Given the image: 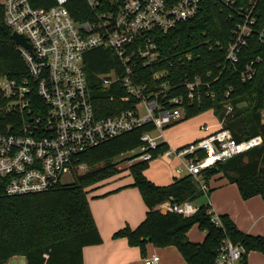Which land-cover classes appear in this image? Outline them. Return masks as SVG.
<instances>
[{
    "label": "built area",
    "instance_id": "built-area-1",
    "mask_svg": "<svg viewBox=\"0 0 264 264\" xmlns=\"http://www.w3.org/2000/svg\"><path fill=\"white\" fill-rule=\"evenodd\" d=\"M85 1L87 17L76 21L68 0H54L49 8L34 7L30 0H0L6 25L31 46L15 43L27 68L26 77L0 76V189L7 195L42 193L63 185L64 175L75 177L89 169L82 161L88 149L146 125L152 129L141 134L139 145L121 155L131 153L132 161L137 162L177 159L176 175H191L205 193L206 169L263 143L260 135L237 141L221 121L215 130L201 125L206 134L179 147H172L166 137V130L185 118L189 105L208 97L209 83L208 74L169 78L167 66L173 62H167L155 32L168 31L195 17L202 8L201 0ZM218 1L231 14L239 15L220 64L223 72L236 67L243 47L256 32V2L244 7L235 0ZM257 34L264 42V28ZM96 48L112 50L118 61L111 70L97 75L103 88L123 92L119 99L130 105L115 115L98 117L91 99L85 55ZM178 48L176 43L169 49L171 58L178 62L192 59L191 52ZM260 60L245 65L240 72L242 81L254 78ZM154 65L161 68L149 83L141 66ZM232 110L226 104V113ZM163 145L167 148L161 151ZM206 204L220 224L211 204ZM199 207L190 200L170 199L157 205L162 212L184 217L193 216ZM245 252L243 244L226 240L215 264H236ZM143 261L159 264L160 257L144 256Z\"/></svg>",
    "mask_w": 264,
    "mask_h": 264
},
{
    "label": "trees",
    "instance_id": "trees-1",
    "mask_svg": "<svg viewBox=\"0 0 264 264\" xmlns=\"http://www.w3.org/2000/svg\"><path fill=\"white\" fill-rule=\"evenodd\" d=\"M30 1L34 7L54 5V0ZM235 1L237 6L244 7L251 1L256 2V32L243 47L236 67L222 72L220 64L225 59L239 15L231 14L218 0H201L202 8L195 17L168 31H156L155 35L163 53L168 55L167 62H173L171 67L166 64L169 78H194L208 74V97L204 95L189 105L185 118L180 122L213 111L237 141L257 135L263 138L261 145L206 169L203 174L205 183L222 173L228 181L237 184L243 199L256 195L264 198V42L257 34L264 28V0ZM67 7L76 21L86 19L88 6L85 0H68ZM12 33L5 23L4 7L0 3V76L22 79L28 72ZM176 43L182 52L184 49L191 52L192 59L178 62L171 58L169 49ZM258 58L261 60L256 64L254 78L242 81L241 70ZM117 64L115 54L109 49L96 48L85 55L91 99L98 117L115 115L130 106L119 99L123 92L116 91L114 87L103 88L97 77ZM160 68L158 65L141 66L149 83ZM211 93H214L213 97ZM226 104L233 106L230 113H226ZM151 129L146 125L88 149L82 155V161L89 169L76 175L71 184L59 185L42 193L15 196H9L0 189V264L18 255L24 256L27 264H84V247L102 242L90 208L89 187L118 172L114 160L137 147L141 134ZM166 148L163 145L160 150ZM149 166L150 162L144 161L130 166L134 177L132 186L140 190L147 206L146 217L135 228L125 226L119 229L114 237H126L129 244L140 247L142 253L148 243L158 247L174 246L188 264H215L219 249L226 240L244 245L246 252L242 264L247 262L249 252L264 253L263 235L243 232L228 214L220 215V224H217L207 204H201L191 217L157 209L164 200L195 202L205 192L191 175L175 178L168 185H157L145 174ZM211 191L209 189L207 193ZM195 225L206 231L201 243L188 237V232Z\"/></svg>",
    "mask_w": 264,
    "mask_h": 264
},
{
    "label": "crops",
    "instance_id": "crops-1",
    "mask_svg": "<svg viewBox=\"0 0 264 264\" xmlns=\"http://www.w3.org/2000/svg\"><path fill=\"white\" fill-rule=\"evenodd\" d=\"M202 114H204V120L196 128L187 127L183 121L166 130V137L172 147H179L205 135L206 132L201 129L203 124L210 125L211 130H215L220 126L221 122L213 111ZM159 159L152 162H157ZM166 160L171 163V168L166 165H156L154 173H149L151 170L150 165L145 171L146 176L157 185H168L175 178H180L175 173L179 160ZM132 183L120 182L117 186L115 184V188L97 195L98 199L89 200L102 242L84 247V264H145L143 257L152 255L160 257L159 264H188L174 246L158 247L148 243L145 252L142 253L140 247L130 245L126 237H114V233L119 229L125 226L135 228L146 217L147 206L140 190L132 186ZM209 189H212V191L208 193L207 203L211 204L216 215L228 214L243 232L264 236L263 197L256 195L249 199H243L237 184L228 181L222 173L210 178L208 182ZM205 236L206 231L202 229L188 232L189 239L196 243H201ZM236 264H242V260ZM245 264H264V253L259 251L249 252Z\"/></svg>",
    "mask_w": 264,
    "mask_h": 264
},
{
    "label": "rangeland",
    "instance_id": "rangeland-1",
    "mask_svg": "<svg viewBox=\"0 0 264 264\" xmlns=\"http://www.w3.org/2000/svg\"><path fill=\"white\" fill-rule=\"evenodd\" d=\"M207 115V114H205ZM204 120V114L202 115H198L195 118L189 119L186 122L184 121L183 123L189 127V128H196L199 126V123ZM174 131V130H172ZM175 132V131H174ZM131 153H128L127 155H120L118 156L114 161L116 163V167L118 172H115L113 175L102 179L101 181H99L96 185L89 187V200L93 201L98 199L97 195H99L100 193H103L105 191L110 190L111 188H115L117 186L118 183H127V182H133L134 181V177L132 175L130 166L134 163H136L137 161H132L133 157L131 156ZM151 170L149 171V173H154V169L156 165H166L169 168H171V163L168 162V160L162 158L159 159V161L157 162H152L151 164ZM75 181V177L69 174H66L63 176L62 178V183L63 184H71ZM116 184V186H115ZM90 189H92L90 191ZM208 201V193H205L204 195H202L197 201H195L196 205H201V204H206ZM200 228L198 226L195 225V227L193 226L190 231H199ZM197 233V232H196ZM5 264H27L26 258L24 256H15L13 258H11L7 263Z\"/></svg>",
    "mask_w": 264,
    "mask_h": 264
},
{
    "label": "water",
    "instance_id": "water-1",
    "mask_svg": "<svg viewBox=\"0 0 264 264\" xmlns=\"http://www.w3.org/2000/svg\"><path fill=\"white\" fill-rule=\"evenodd\" d=\"M12 39L15 41L16 44H22L29 48H31L30 44L27 42L25 37L22 34H18L16 32L12 33Z\"/></svg>",
    "mask_w": 264,
    "mask_h": 264
}]
</instances>
